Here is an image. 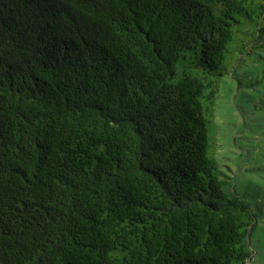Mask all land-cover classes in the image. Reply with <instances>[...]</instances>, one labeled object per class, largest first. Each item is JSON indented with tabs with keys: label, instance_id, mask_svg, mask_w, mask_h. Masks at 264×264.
<instances>
[{
	"label": "trees",
	"instance_id": "trees-1",
	"mask_svg": "<svg viewBox=\"0 0 264 264\" xmlns=\"http://www.w3.org/2000/svg\"><path fill=\"white\" fill-rule=\"evenodd\" d=\"M264 0H0V264H248L217 158Z\"/></svg>",
	"mask_w": 264,
	"mask_h": 264
},
{
	"label": "rangeland",
	"instance_id": "rangeland-1",
	"mask_svg": "<svg viewBox=\"0 0 264 264\" xmlns=\"http://www.w3.org/2000/svg\"><path fill=\"white\" fill-rule=\"evenodd\" d=\"M261 54L244 60L231 56L216 107L217 158L258 213L248 264H264V51Z\"/></svg>",
	"mask_w": 264,
	"mask_h": 264
}]
</instances>
